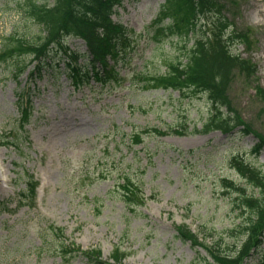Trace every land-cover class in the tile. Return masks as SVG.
Returning a JSON list of instances; mask_svg holds the SVG:
<instances>
[{
	"label": "rangeland",
	"instance_id": "1",
	"mask_svg": "<svg viewBox=\"0 0 264 264\" xmlns=\"http://www.w3.org/2000/svg\"><path fill=\"white\" fill-rule=\"evenodd\" d=\"M24 1L0 0V54L9 38L35 39L37 27L27 18ZM219 2L232 29L254 32L251 49L234 45L231 53L257 66L256 79L235 73L227 95L241 121L264 141V99L255 92V85L264 91V0ZM163 3L124 0L114 8L112 20L136 36L120 85L90 82L73 90L66 62L55 51L38 73L32 64L14 76L16 66L31 59L25 54L0 64V264H60L46 253L57 245L50 223L64 228L82 252L99 251L102 263L113 264L109 255L117 246L126 255L122 264H198L205 252L177 239L175 227L222 232L239 224L236 196L221 188V179L258 196L229 166L238 157L264 173V147L251 153L254 135L196 133L210 114L204 94L182 96L153 83L146 86L145 80L176 65L184 44H191L176 37L153 40L150 25ZM64 45L80 56L76 65L87 66L80 40L66 38ZM22 92L28 94L24 103L30 117L21 129ZM151 129L179 132L142 133ZM30 175L38 182L34 206L27 202L17 208L15 194ZM125 175L142 192L144 203L134 210L120 197ZM40 236L46 237L43 250L36 249ZM241 242L238 235L235 243ZM257 255L247 264H257ZM70 264L88 263L76 257Z\"/></svg>",
	"mask_w": 264,
	"mask_h": 264
},
{
	"label": "trees",
	"instance_id": "2",
	"mask_svg": "<svg viewBox=\"0 0 264 264\" xmlns=\"http://www.w3.org/2000/svg\"><path fill=\"white\" fill-rule=\"evenodd\" d=\"M123 1L25 0L27 18L37 27V34L30 41H14L9 38L6 48L0 54V64L25 54L31 59L25 65L18 64L14 76L21 75L32 64H35V71L38 73L45 70L44 66L52 60L49 54L55 51V55L58 54L66 62L67 78L74 89L88 84L90 80L100 86L119 83V70L127 65L136 39L130 29L111 19L114 8H119ZM222 8L219 0H164L151 23L153 40L159 42L160 38L176 37L191 44L188 48L184 44L185 50L180 61L176 65H169L165 75L145 82L146 86L153 83L182 96L195 92L204 94L209 103L210 114L201 129L195 132L207 134L218 131L229 135L240 127L239 132L254 135L257 139L251 150L252 155H257L264 147V141L241 121L227 95L235 73L251 81L255 80L256 66L231 53L234 45H244L247 49L251 47L252 30L232 29ZM66 38H75L84 43L89 56L87 66L76 65L80 56L70 52L64 45ZM29 75H33L32 71ZM134 78L142 79L141 76H133ZM255 92L264 99V91L260 87L255 86ZM27 95L22 92L18 100L21 128L30 117V109L24 103ZM178 132L174 130V133ZM142 133L159 136L174 134L155 129L143 130ZM229 166L258 195H248L243 188L225 178L220 180L221 188L236 196L233 207L241 214L239 224L234 229L222 232H216L212 228L209 230L204 226L197 233L179 225L175 227L176 238L205 252L206 258H201L202 261L199 260L198 264H243L255 254H258L257 264H264V173L238 157L231 158ZM35 188L36 184L27 176L24 189L16 194L18 207L27 202L33 206ZM120 188V197L126 207L134 210L143 205L140 187L129 176H123ZM242 214L246 216L243 217ZM49 225L52 226L50 237L56 240L57 245L47 249V255L59 257L61 264H70L76 257H83L88 264H106L100 261L99 251L82 252L65 236L63 228L53 226L52 223ZM238 235L242 238L239 245L235 243ZM40 238L37 250H43V245L47 246L43 243L46 237ZM125 256L124 251L116 246L109 258L113 264H122Z\"/></svg>",
	"mask_w": 264,
	"mask_h": 264
}]
</instances>
